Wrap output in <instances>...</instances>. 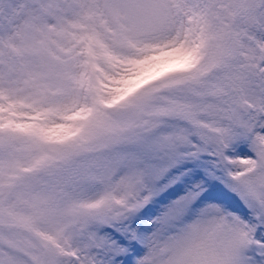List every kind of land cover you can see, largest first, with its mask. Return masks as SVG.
Masks as SVG:
<instances>
[{
    "label": "snow or ice",
    "instance_id": "snow-or-ice-1",
    "mask_svg": "<svg viewBox=\"0 0 264 264\" xmlns=\"http://www.w3.org/2000/svg\"><path fill=\"white\" fill-rule=\"evenodd\" d=\"M0 264H264V0H0Z\"/></svg>",
    "mask_w": 264,
    "mask_h": 264
}]
</instances>
